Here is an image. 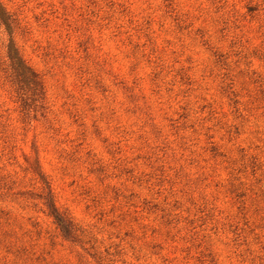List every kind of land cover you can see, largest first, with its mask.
Instances as JSON below:
<instances>
[{"label":"rangeland","instance_id":"obj_1","mask_svg":"<svg viewBox=\"0 0 264 264\" xmlns=\"http://www.w3.org/2000/svg\"><path fill=\"white\" fill-rule=\"evenodd\" d=\"M0 2V264H264V0Z\"/></svg>","mask_w":264,"mask_h":264},{"label":"trees","instance_id":"obj_2","mask_svg":"<svg viewBox=\"0 0 264 264\" xmlns=\"http://www.w3.org/2000/svg\"><path fill=\"white\" fill-rule=\"evenodd\" d=\"M0 23L7 26V28L12 29L17 23V20L12 16V14L2 5L0 2ZM14 52L11 51L10 58L13 61L16 74L11 76L10 83L11 88L16 92L17 97L23 99V88L21 87L24 81L27 84H33L36 86H43L42 82L37 81V75L33 72L31 67H29L17 48L14 47ZM47 206L49 209V215H51L58 226L61 228L62 233L68 239H74L77 237V228L72 218L65 212L60 210L54 202L47 200Z\"/></svg>","mask_w":264,"mask_h":264}]
</instances>
